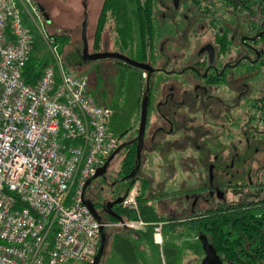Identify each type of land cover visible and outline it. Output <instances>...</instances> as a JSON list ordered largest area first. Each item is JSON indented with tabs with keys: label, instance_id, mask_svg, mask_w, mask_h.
Masks as SVG:
<instances>
[{
	"label": "flooded vegetation",
	"instance_id": "1",
	"mask_svg": "<svg viewBox=\"0 0 264 264\" xmlns=\"http://www.w3.org/2000/svg\"><path fill=\"white\" fill-rule=\"evenodd\" d=\"M148 5L147 0H144L146 9ZM152 5L155 18L151 47L148 41L149 34L146 35L145 43L142 41L143 30L149 31L150 28L144 29L143 26L136 24L133 25L129 38L124 43L120 40L117 29L112 26L113 46L104 45L102 49H92L89 45L90 52H119L152 67L151 73L148 69L139 68L142 71L141 77L144 79L145 88L138 100L139 113L136 124L133 125L134 122L119 136L115 156L109 162L108 157L104 162H108L106 172L93 179L85 189L84 199L89 201L91 209L102 220L113 223V226H117L115 224L119 220L118 217L128 211L123 207V201H115L119 197H123L124 200L129 191L128 186L135 182L138 172L145 169L143 165L145 155L159 152L168 157L172 153L169 156L170 160L178 162L181 160L179 166L182 170L184 161L198 162L206 171L207 177L203 188H198L199 194L206 193L217 198L215 206H227L229 203L224 202L222 189L231 185L228 175L231 174L238 179L244 171L240 167L242 165L236 163L243 158V151L240 153L238 146L243 140L251 144L254 140L258 142L260 138L259 125L263 120L261 112L264 113V96L259 94L262 86L256 81L264 69V2L155 0ZM39 8L41 12L39 20L33 18L28 20L37 27H40L41 23L44 24L43 16L49 23L40 3ZM181 36L184 37L182 43L181 40L177 41ZM136 38L138 43H135ZM156 41L157 56L153 53ZM65 46L66 44L61 42V54L65 62L76 50L83 52V43L82 46L78 45L72 49ZM112 59L120 65L132 66L120 59ZM92 62L96 63L99 60ZM90 63L80 66L69 65L83 69L90 66ZM249 81H252V85ZM148 87L146 126L143 142L140 144L143 97ZM112 88L108 89L111 93L114 91ZM115 105L113 114L121 112L124 107L123 98L119 93ZM250 125L251 130H246ZM228 145L232 149V158L230 163H224L228 160ZM252 146L250 153L257 152L259 147ZM132 157L136 160L133 166ZM169 166H173L176 171L178 169L175 163L170 162ZM96 180L98 182L93 184ZM144 182L148 183L143 179L142 187ZM235 183L238 184V181ZM116 188L120 190L116 191ZM186 198L189 201L190 196L185 195L184 199ZM222 198L223 200H219ZM261 200H264V196L250 201ZM163 201L166 202L165 199ZM169 203L164 209L165 213L159 215L163 220L148 222L151 224L162 222V230L165 231L167 225H182L181 223L184 225V222L197 216V214L189 216L190 210L188 212L184 210L185 208H179V204L174 206ZM193 206L191 202V207ZM177 209L180 212H177ZM153 229L155 231L154 226ZM158 255L159 260L151 259L155 264L164 262L181 264L180 252H174L176 260L170 254L169 259H166L165 253L161 255L158 252ZM144 261L147 259H142L141 263ZM190 261L189 259L183 264H190Z\"/></svg>",
	"mask_w": 264,
	"mask_h": 264
},
{
	"label": "built area",
	"instance_id": "2",
	"mask_svg": "<svg viewBox=\"0 0 264 264\" xmlns=\"http://www.w3.org/2000/svg\"><path fill=\"white\" fill-rule=\"evenodd\" d=\"M35 0H0V264H92L101 227L84 202V188L120 141L108 125L113 109L89 90L87 75L68 69L53 37L55 61L35 84L23 68L32 54L27 21L39 20ZM140 188L123 207L137 216L115 225L138 228ZM161 234L162 222L155 223ZM157 232V233H156Z\"/></svg>",
	"mask_w": 264,
	"mask_h": 264
},
{
	"label": "rangeland",
	"instance_id": "3",
	"mask_svg": "<svg viewBox=\"0 0 264 264\" xmlns=\"http://www.w3.org/2000/svg\"><path fill=\"white\" fill-rule=\"evenodd\" d=\"M35 1L45 7V11L49 16V18H47L49 23L45 21V17L43 16L44 24L41 23L40 27H37L34 23L31 24L30 21H27L33 35L32 54L36 57L39 63L43 64L55 61V56L50 44L48 43L46 35H51L53 37H60L63 35L66 36L65 39L68 40V43H63L66 44L65 48L67 49H72L78 45L82 46L81 24L84 19L85 11L88 12V37H94L97 16L103 0ZM103 37V45H106L107 47L114 45V34L112 32L111 24L106 26ZM183 38L184 37L181 36L177 41L181 40L180 43H182ZM136 41L137 42L135 43L139 42L138 38H136ZM184 41H186V39H184ZM54 45L57 46L58 52L61 54V42H56L53 46ZM153 53H155L156 56L158 55V41L155 43ZM90 64V66L83 69H77L66 63L67 68L75 74L88 76L89 90L98 101L105 103L113 109L116 107L115 100L118 93L122 96L124 102L122 111L114 113L108 121L111 133L115 136H121L124 130L131 126L138 118V100L145 88L144 79L141 77L142 71L141 69L133 66L120 65L112 58L101 59L99 62H91ZM249 82L252 85V81ZM256 82L262 86L259 94L264 96V69ZM110 87L114 88L113 93L108 91ZM261 115L263 120L259 125V141L256 142L254 140L251 144H248L246 142V137V141L243 140V142H241L238 146L240 153L243 151V158L241 159L242 161H236V163L239 162V164L242 165L240 166L241 169L243 168L244 171L238 179L231 174L228 175L231 185L222 189L224 190L222 193L225 203L249 202L252 199L264 196V113L262 114L261 112ZM245 121H247V118ZM247 123L248 122H246V124ZM135 124L136 122L133 125ZM246 130H251V125ZM249 142H251V140H249ZM252 145H254V147L257 145L259 147L257 152L250 153V149L253 148ZM248 146L251 148L249 149ZM231 153V146L228 145V160L224 161V163L231 162ZM171 154L172 153H170L169 156ZM169 156L166 157L164 154L159 152L145 155L143 161L145 169L138 172L137 179L133 184V186L135 185L140 188L142 187L143 179L148 181L147 188L140 191V193H143L147 198V201H149V204L155 207L157 215L159 216L165 213L164 209L167 207L169 202L174 206L179 204V208H185L184 210L188 212L190 210L191 213L188 214L189 216H194L200 212L202 213L207 208L215 206L218 201L217 198L207 195L206 193L200 192L199 194L198 188L202 189L203 184L207 182L206 171L200 167V164L191 160L184 161L185 165L182 170L181 166H179V162L181 160L179 162L171 161V157ZM170 162L172 164H176V167L178 168L177 171L174 170L173 166H169ZM205 163L206 162H204V164ZM112 166L114 168V164ZM237 181L238 184L235 183ZM96 182L98 181H94L93 184ZM119 190L120 188H116V191ZM185 195L190 196L189 201L187 198L186 200L184 199ZM223 198L219 200H223ZM163 199H165L167 204L166 202L164 203ZM191 202L194 204L193 207H191ZM172 208L174 209V207ZM177 212H180V210L177 209ZM181 218H183V216ZM151 225L152 226L149 227L145 235H148V231L150 232V230H154L153 226H157V224ZM139 228L141 227L136 229L113 225L105 227L106 243L104 253L100 258L99 264H123L124 258H121L122 256L126 257L128 261L132 260L135 263L136 254L144 252L139 251V249L142 248L141 244L147 242L143 235H141V233L143 234L144 232ZM173 228L177 229L176 234L171 231ZM153 232L155 233V231ZM178 232L183 233L179 234ZM164 233L165 241L163 247L165 248L164 252L166 259H169V252H180L181 260H178L181 261V264H183V262H187L189 259L191 260L190 264H199L201 262L205 254L196 231L188 230L186 225L183 224H173L167 225ZM172 243L178 246L177 250L171 251L167 249V247L172 245ZM112 245L118 250V255H114L115 257L113 256L110 258V252H115ZM147 245L148 244L146 243L145 246ZM157 250L156 252L146 251L145 254H151L154 260H159ZM173 259H175V256H173ZM152 261L147 260L142 263L152 264ZM179 261H177V263ZM69 264L80 263L73 262Z\"/></svg>",
	"mask_w": 264,
	"mask_h": 264
},
{
	"label": "trees",
	"instance_id": "4",
	"mask_svg": "<svg viewBox=\"0 0 264 264\" xmlns=\"http://www.w3.org/2000/svg\"><path fill=\"white\" fill-rule=\"evenodd\" d=\"M262 1L264 2V0ZM147 2L149 5L146 9L144 0H103L97 16L94 37L89 38L90 47L102 49L104 46L103 33L106 26L110 24L117 29L123 43L129 38L133 25H141L144 29L145 27L150 28L149 31L143 30L142 41L145 43L146 35L149 34L148 41H150L151 47L153 43L152 27L155 18L152 4L155 0H147ZM65 37L63 35L53 38L56 42L68 43ZM45 64L39 63L36 57L31 54L23 68L24 80L27 83L35 84ZM64 65L67 67L65 61ZM131 161L133 166L136 160L132 157ZM133 184L134 182L128 186L127 191L133 187ZM146 188L147 182H144L142 189ZM139 204L144 220H163L157 215L155 207L149 204L143 193L139 196ZM135 217L137 216L131 210L122 215L123 220ZM184 223L188 230L196 231L198 236L200 233H205L225 263L264 264V200L211 207ZM182 233L180 232V234Z\"/></svg>",
	"mask_w": 264,
	"mask_h": 264
},
{
	"label": "water",
	"instance_id": "5",
	"mask_svg": "<svg viewBox=\"0 0 264 264\" xmlns=\"http://www.w3.org/2000/svg\"><path fill=\"white\" fill-rule=\"evenodd\" d=\"M41 10L44 12L46 18H49L48 13L45 11V8L40 4ZM88 28H89V22H88V12L85 11L84 14V19L81 24V34H82V40H83V52H81L79 49L76 50L71 58H68L66 62L68 64H75V65H83L88 62L92 61H98L101 59H109V58H117L122 60L123 62L132 65L137 68L141 69H148L149 73L152 71V67L150 64L141 62L138 60H135L127 55H124L119 52H111V51H95V52H90L89 51V40H88ZM148 89L144 93L143 97V105H142V112H141V124H140V132H139V140L140 144L143 142L144 138V132H145V126H146V117H147V102H148ZM115 156V152L112 153L109 158L108 162L113 159ZM104 163L102 166L98 167L94 175H92L91 178L88 179L86 182L85 188H84V194H85V189L86 187L90 184V182L97 178L98 176L104 174L106 172L107 168V163ZM135 173V170H133L132 174ZM84 198V196H83ZM123 197H119L115 202H122ZM84 202L86 205L89 206L90 210L92 211L93 215L97 218L100 219V216L97 215V213L91 209L89 205V201L84 199ZM120 220L122 219V216L118 217ZM199 240L201 241L202 248L204 251L205 256L201 260L199 264H223L224 260L223 257L217 252V249L215 248L214 244H212L208 238V236L205 233H200L198 236ZM105 243H106V234H105V228L101 227V242L99 249L94 257V260L92 264H99L100 258L102 257L105 249Z\"/></svg>",
	"mask_w": 264,
	"mask_h": 264
},
{
	"label": "crops",
	"instance_id": "6",
	"mask_svg": "<svg viewBox=\"0 0 264 264\" xmlns=\"http://www.w3.org/2000/svg\"><path fill=\"white\" fill-rule=\"evenodd\" d=\"M150 226H152L151 224H149V225H141L140 227L141 228H139V229H141L144 233L142 234L141 233V235H143V237L147 240V242H145V243H143V244H141L142 245V248L141 249H139V251H144V252H142V253H140V254H136V259H135V263H134V261H128V259L126 258V257H121V258H124V262H123V264H141V261H139V260H142V259H144V258H146L147 260H151V259H154L153 258V256L151 255V254H145V252L147 251V252H156V250L158 251V252H160V254L161 255H164V250H165V248L163 247V244H164V241H165V239H164V231L162 230L161 231V234L159 235V234H155L153 231H151L150 230V232L148 231V235H145L146 233H147V230L149 229V227ZM171 230V229H170ZM146 231V232H145ZM174 234H176L177 233V230L176 229H172L171 230ZM146 243L148 244L147 246H145L146 245ZM155 243V244H154ZM153 244H154V246H153ZM112 247L114 248V251L115 252H110L111 254L109 255L110 256V258L111 257H113L114 255H118L117 253H118V250L116 249V247H114L113 245H112ZM177 248H178V246L177 245H175L174 243H172V245H170V246H168L167 247V249L168 250H171V251H175V250H177ZM169 254H170V256H174V252H169ZM115 257V256H114ZM152 261V260H151ZM167 263V262H166ZM165 262H164V264H166ZM152 264H155L153 261H152Z\"/></svg>",
	"mask_w": 264,
	"mask_h": 264
},
{
	"label": "bare ground",
	"instance_id": "7",
	"mask_svg": "<svg viewBox=\"0 0 264 264\" xmlns=\"http://www.w3.org/2000/svg\"><path fill=\"white\" fill-rule=\"evenodd\" d=\"M61 57H62V55H61ZM62 59H63V62H64V58L62 57ZM67 63V62H66ZM68 64V63H67ZM69 65V64H68Z\"/></svg>",
	"mask_w": 264,
	"mask_h": 264
}]
</instances>
